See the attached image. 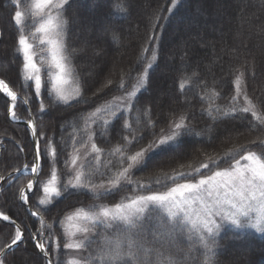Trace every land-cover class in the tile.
Wrapping results in <instances>:
<instances>
[{"label": "trees", "instance_id": "16d2710c", "mask_svg": "<svg viewBox=\"0 0 264 264\" xmlns=\"http://www.w3.org/2000/svg\"><path fill=\"white\" fill-rule=\"evenodd\" d=\"M201 2L210 7V0H177L175 7L172 0H69L61 16L65 21V54L73 70V82L80 87L81 98L64 104L49 95L47 67L42 68L46 77L39 98L34 84L23 79V58L18 45L21 32L13 16L16 10L22 11L24 33L34 31L39 18L31 15L33 0H20L18 9L11 0H0V77L28 100L41 137V172H51L55 166L59 177L60 197H54L49 204H39L42 184L48 177L42 172L28 198V205L50 227L54 241L48 254L52 264H64L61 222L69 212L98 210L163 191L178 182L191 181L226 167L248 151L264 159V143H261L264 124L251 112L240 111L247 106L244 99L247 96L258 115L264 116V0H226L225 26L237 23L240 29L235 35L227 29L219 35L222 22L219 25L208 22L199 33H192L193 25L204 21L197 17L195 7ZM92 10L99 12L100 19L87 18ZM107 19L109 22H104ZM77 20L84 21L93 33V41L86 50L75 32ZM183 34L185 38L180 43ZM34 50L38 53L37 62L40 56L46 57L38 42ZM153 55L156 57L153 67L148 71L146 83L133 98L132 107L118 113L116 118L105 116L110 121L108 125L98 118L96 123H91L89 117L94 110L140 84ZM122 76L123 88L120 87ZM237 77L241 79L240 95L233 101ZM108 80L113 83L107 85ZM181 83L185 84L183 90ZM165 89L170 90V94ZM41 100L45 104L43 112L40 111ZM7 102L0 95V176L4 177L24 164L33 163L29 131L9 118ZM217 108L219 112L215 111ZM233 108L235 112L231 111ZM14 110L18 118H28L22 101H17ZM224 112L229 115H223ZM181 117L187 132L181 137L177 150L153 157L145 167L132 169L131 183L121 180L114 188L108 184V179L121 170L119 156L109 153L119 147L125 149L126 156L134 154L154 139L151 133L158 135L161 129L170 131ZM125 137L128 141L134 137L144 139L142 144L129 145ZM49 141L56 151L54 165L45 155ZM92 143L102 152L100 172L92 177L91 183L97 186L103 183L106 187L95 192L65 188L70 180L65 167L69 151ZM92 155L82 170H89L90 163L94 162L95 154ZM47 161H51L52 167L44 169ZM205 163L208 167L202 168ZM19 176L23 184L29 175ZM12 185L1 187L0 195L7 192L0 211L13 219L24 235L0 260L3 264H47L33 241L37 222L17 200L20 186L13 189ZM151 210L150 214L136 219L133 226L117 222L92 227L94 235L81 249L82 264H236L234 256L242 246L246 252L242 264H264V236L226 229L214 239L196 241L180 221L171 224L159 209ZM14 230L12 224L0 220V250L11 242ZM112 250L115 258L109 260L106 253Z\"/></svg>", "mask_w": 264, "mask_h": 264}, {"label": "snow or ice", "instance_id": "6c2138e0", "mask_svg": "<svg viewBox=\"0 0 264 264\" xmlns=\"http://www.w3.org/2000/svg\"><path fill=\"white\" fill-rule=\"evenodd\" d=\"M14 7L19 8L20 0H11ZM69 0H33L31 15L35 18H39L38 26L35 30L25 34L24 33V13L20 10L14 12L13 21L15 25L20 28L21 34L18 38L19 53L23 58L22 74L23 79L26 82H32L35 88V95L37 98L41 96L42 89V68L47 67L48 82L50 83L49 95H55L56 99L64 104H68L72 100L81 98L80 87L77 84L72 87L73 83V70L70 66L67 55L65 54L64 45V24L62 20V10ZM173 7H175L177 0H172ZM172 8H169V12ZM151 39V38H150ZM35 42L39 45L44 46L41 51H45L47 56H40L39 62H37L38 53L34 50ZM147 51V49H145ZM155 55L152 56V61L148 63L144 69L141 82L132 92H128L126 97H121L119 103H109L103 107H99L91 114L89 120L91 123H96L97 118L104 124L108 125L110 121L105 119V116L116 118L118 113L128 110L132 107V100L136 97L137 93L140 92L141 87L147 81L148 71L153 67L155 61ZM112 80L107 81V85H111ZM236 96L232 99L235 101L240 95V84L241 79L237 77L236 81ZM105 85V87H107ZM123 76L121 79L120 87L123 88ZM185 87L184 83L180 84L181 90ZM0 92H3L7 97L10 98L11 107L9 108V114L13 120H16L17 113L14 110L18 100L17 93L11 90L8 84L4 80H0ZM215 95V94H214ZM211 99V98H209ZM247 106L240 109L243 113L251 112L252 116L258 120L261 124H264V116L258 115L255 110V106L252 105L251 101L248 100L247 96L244 97ZM87 103V100L83 101ZM28 100H24V104H27ZM45 110L44 101H40V111ZM219 112L220 109H215ZM235 112L236 109H231ZM212 109L209 110L211 115ZM223 115H229V112H224ZM28 127L31 129L32 137L36 138L37 131L33 119L27 121ZM127 126V125H126ZM187 132L184 125V118L181 117L180 122L174 123L171 126V130L165 132L161 129L157 135L155 132L151 133L154 139L150 140L146 144H143L136 150L134 154L125 155V149L116 148L113 153L109 155H118L121 170L115 175L108 179V184L111 187H116L120 184L121 180H128L130 171L134 168H141L148 165V162L153 157L160 154H167L177 150L181 146V137ZM42 135V134H41ZM92 136H88V140L91 141ZM143 137H134L133 140L128 141L127 137L125 140L129 145L142 144ZM264 143V141H261ZM36 154L31 167L27 164L22 169H16L15 174H35L37 177L40 173V147L38 140L36 141ZM92 153L95 154L94 162L90 163L89 170H78L75 173L73 179L68 181L65 188L70 186L73 190L79 189H91L93 192L96 191L97 187L104 188L105 185L101 183L99 186L91 183L92 177L100 172L99 162L102 149L97 147L95 143L91 144ZM45 155L49 156L55 163L56 151L52 147L51 141H49L45 148ZM76 155L72 156L71 164L76 165ZM202 168H207L208 164H202ZM196 171H199L197 169ZM103 175V173H101ZM181 175H184L181 173ZM7 179L11 182L15 179V175L9 174L7 177L0 176V181ZM33 180H29L26 189H20V198L24 204L28 203V197L26 190L31 191L33 189ZM59 185V177L55 166L52 167L50 178L42 184L43 198L39 200L40 205L49 204L54 197L58 198L61 196ZM259 188L264 191V159H262L255 152L248 151L245 155H242L240 159H237L231 170L215 171L213 174L200 179L198 183H182L172 188L170 192L164 195H148L138 196L128 204H118L114 209L101 208L98 212H84L78 211L75 216L69 217V220L79 219L85 223L91 221L93 223L104 221H122L129 226H133L136 218L144 210L145 205L149 203L160 202L162 205L168 207L170 215L175 218L179 213L183 214V220L191 223L194 229L199 228L201 225L207 229L209 233H212L213 229L209 225L212 223L210 217L215 215H221L225 208L233 209V216L239 213L247 214L248 208L252 205L249 203L245 205L244 201L248 199V192L250 190ZM36 215L35 212L32 213ZM3 220H9L7 215H3ZM231 218V217H229ZM233 223H238V220L232 218ZM258 230H264L259 227L258 224L253 225ZM218 227V226H217ZM77 231H88L87 227L83 229L77 227ZM74 235V233H69ZM22 241V230L16 227L15 235L11 240V243L6 247L11 249L12 246L17 245ZM119 243H117L118 245ZM116 245V247H117ZM84 245L82 242L72 241L64 244L65 249H79ZM37 247L40 249L45 256L48 255L45 245L38 243ZM59 247L58 245L56 246ZM3 251V250H0ZM109 260L115 258L114 250L106 253ZM0 264L3 261L0 260ZM70 264H76L75 261Z\"/></svg>", "mask_w": 264, "mask_h": 264}, {"label": "rangeland", "instance_id": "374dc122", "mask_svg": "<svg viewBox=\"0 0 264 264\" xmlns=\"http://www.w3.org/2000/svg\"><path fill=\"white\" fill-rule=\"evenodd\" d=\"M210 2H211L210 7H207V5L205 3H203V2H201L200 5L198 4V7L195 5L196 12H198V14H199V16H197V17L201 18L204 21H202V23H199V24H194L192 33H195V34L199 33L202 28L207 26L208 22H212V23H215L217 25H219L222 22L220 28H218L219 29L218 30V34L219 35H222L224 33L223 31L225 29H227L228 31H233L234 35L237 34V31H239V29H240L237 23L236 24L233 23L234 24L233 25L232 22H231L229 24L228 28L225 26V21L224 20L227 21L226 16H225V10H226V8L228 6V2H226V0H210ZM184 15H185V13H184ZM87 18L88 19H93V20L94 19H100V14H99V12H96L95 10H92L89 13V15L87 16ZM109 20L110 19H107L104 22H109ZM75 32L80 37L81 47L84 50H86L85 48H87L88 44L93 41L92 40V35H93L92 31L90 30L89 27L85 26L84 21L77 20L75 22ZM184 38H185V35L183 34L182 38L179 39V42L181 43L182 40H184ZM41 48H43L42 45H41ZM42 55H43V53H42ZM46 56H47V53H46ZM88 62H90V58L88 59ZM12 64L13 63L10 60V66H12ZM44 67H46V66H44ZM45 73H47V72H45ZM45 73H43V72L41 73L43 82H44L45 77H46ZM17 79L20 80V77H17ZM137 85H139V84H137ZM137 85H135L132 88H130L129 90H127L123 95H120L118 98L126 97V94L128 92H132L136 88ZM71 86L75 87L76 85L73 82ZM49 88H50V83H49ZM168 89H165V90H166L167 94H170V90H168ZM118 98L115 97L114 99H112L111 101L106 103L105 105H107L109 103H119L120 101H119ZM105 105H103V106H105ZM7 106H9L8 102H7ZM94 112H95V110L93 111V113ZM107 117H108V119L113 118V117H110V116H107ZM34 123H35V121H34ZM35 126H36V123H35ZM36 131H37V126H36ZM38 134H39V132L37 131V136H38L39 141H40L41 137H39ZM39 147H40V153H41L42 149H41L40 142H39ZM92 154L93 153H92L90 144L87 145V146H84V147H77L76 149L72 148L69 151L68 156L66 158V166L65 167H66L67 175L70 177V179L74 178L76 171L83 169V166L87 162L89 157L93 156ZM245 154L246 153H244L242 155H245ZM73 155H76V156L79 157L77 159V162H76L75 166H73L71 164V159H72ZM40 156H41V162H40L41 165H40L39 176L43 172L44 173L43 176L45 177V176L48 175L47 179H49L50 175H51V172H48V171H42L41 172L42 165H43L42 164V153H41ZM241 156H239L237 159H240ZM237 159H235L230 165H228L226 167L219 168V169L214 170L211 173L201 175V176L197 177L194 180L181 181V182H178L177 184L172 185L171 187H169V188H167V189H165L163 191L150 193V194H147V195H141V196L164 195V194L170 192L171 189L176 187L178 184H182V183H198L200 179H203L206 176L213 174L215 171L231 170L233 165H234V163H235V161ZM48 167L49 168L52 167L51 166V161L50 162L49 161L46 162V166L44 167V169L48 168ZM47 179H46V181H47ZM21 180H22V177L15 174V179H13L11 182L6 181V180L0 181V190H1V187L4 186V185L6 186L8 184H13L12 187H11L13 189H14L15 186L18 187V185H19L20 187L18 189L17 200L20 201V189L23 188L25 185H27L28 181L31 180V179L28 176V180L25 181V183H23V184H21ZM99 188L100 187H98L97 189H99ZM109 188H111V187H109ZM109 188H107V189H109ZM6 190H7V188H6ZM6 192H3L0 195V207H3V205H4V198H5V193ZM32 193H33V190L30 193L27 194V197L29 198V196ZM43 195L44 194H43V190H42V197L41 198H43ZM137 197H134L133 199H135ZM133 199H131L129 201H122L120 203H115V204H112V205H107V206H105L103 208L114 209L116 207V205H118V204H128ZM244 203H245V205H248L249 203L252 205L250 208H248L247 214L239 213V214H236V215L233 216L232 214H233L234 210L231 209V208H225L221 215H215V216L210 217L212 223L209 226L212 227V229H213L212 233H209L207 231V229L203 228L202 225L199 228L194 229L191 223H188V222L183 220V214L182 213H179L175 218H173L170 215L169 211H168V207L165 206V205H162L160 202L149 203V204L145 205L144 210L140 213V215L136 219L142 218L144 215L150 214V211H152L151 208H157V209L160 210V212H162L163 214H165L168 217V219L171 221V224H172L173 221H177V220L180 221L182 223V225L189 231V233H191L196 238V241H209V238H213L214 239L215 238L214 236L220 234L221 232H223L226 229H230L228 231L234 230V231H237V232H252L257 237L264 236V230H258L257 227L253 226L255 224H258L261 229H264V191H261L259 188L250 190L248 192V199H246L244 201ZM99 210L100 209H98V210H82V211H84V212H98ZM78 211H81V210H76V211H73V212H69L62 219V222H61L62 230L61 231H62V234H63V237H64L63 241H65V244L68 243V242L77 241V242H82L83 245H84L86 242L91 241L92 236L94 235L92 227H95L96 225H104V226H106V225H108L110 223H117V222L123 223L124 225H127V224H125L122 221H107L106 220V221H104V223L101 224L99 222L93 223L91 221L85 223L84 221L79 220V219L69 220V217L75 216ZM0 213H2V212L0 211ZM2 214H4V213H2ZM4 215H6V214H4ZM32 217L37 222V224H36V232H35V234L38 236L37 241H39V243H43L45 245V249H46V251L48 253V249L50 248V244H51L52 241H54L53 236H52V234L50 232V227L41 218H36L33 215H32ZM229 217H231V218H229ZM232 218L238 220V223H233L232 222ZM10 220H11V218H10ZM77 227H79L81 229H83L84 227H87L88 231H77L76 230ZM15 230H14V233H15ZM70 232L74 233V235L70 236L69 235ZM81 249L82 248L71 249V250L65 249L66 252L63 250L64 251V254H63V256H64V264H70V262H72V261H75L76 264H82V262H81ZM245 253L246 252L244 250V246L238 248L237 252H236V254L234 256L233 262H235L236 264H239V263L242 264L243 260H244V263H245V260H246V258L244 257ZM240 261H242V262H240Z\"/></svg>", "mask_w": 264, "mask_h": 264}, {"label": "water", "instance_id": "95a60500", "mask_svg": "<svg viewBox=\"0 0 264 264\" xmlns=\"http://www.w3.org/2000/svg\"><path fill=\"white\" fill-rule=\"evenodd\" d=\"M0 93H1V95H3L5 98H7V99L10 100V98L7 97L3 92H0ZM17 96H18V98H20L18 94H17ZM26 107H27V109H29L28 106H27V104H26ZM29 115H30V119H33L32 116H31V113H30V112H29ZM33 121H34V120H33ZM19 122L28 125L26 121H19ZM31 135H32V134H31ZM36 140H37L36 138H35V140H34V138L32 137V143H33L34 146H35V144H36ZM35 154H36V153H35ZM33 181L35 182V178H33ZM23 188L26 189V186H24ZM28 192H29V191L26 190V194H28ZM29 209H30V208H29ZM30 212L33 213V212H35V211H33L32 209H30ZM38 217H40V216H38ZM0 220H3L2 216H0ZM3 221H5V220H3ZM22 236H23V231H22ZM14 246H16V245H14ZM14 246H12V248H13ZM12 248H11V249H12ZM8 250H10V249H7V247H5V248L3 249V251H2V253H3V252H6V251H8ZM39 250H40V249H39ZM40 252H41V251H40ZM41 253H42V252H41ZM42 254L44 255V253H42ZM44 256H45V255H44ZM45 257H46L48 263L51 264V262L49 261L48 256H45Z\"/></svg>", "mask_w": 264, "mask_h": 264}]
</instances>
